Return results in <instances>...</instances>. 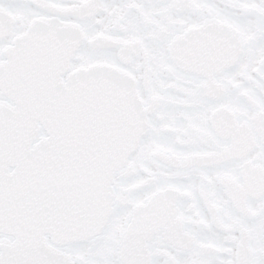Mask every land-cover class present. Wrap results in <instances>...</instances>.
<instances>
[{
  "label": "snow or ice",
  "instance_id": "6c2138e0",
  "mask_svg": "<svg viewBox=\"0 0 264 264\" xmlns=\"http://www.w3.org/2000/svg\"><path fill=\"white\" fill-rule=\"evenodd\" d=\"M0 264H264V0H0Z\"/></svg>",
  "mask_w": 264,
  "mask_h": 264
}]
</instances>
